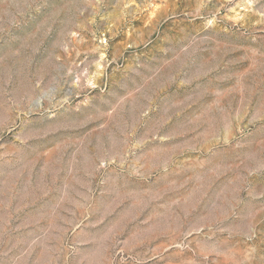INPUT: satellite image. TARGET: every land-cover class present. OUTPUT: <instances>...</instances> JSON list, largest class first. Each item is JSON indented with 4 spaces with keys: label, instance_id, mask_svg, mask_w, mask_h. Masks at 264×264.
Here are the masks:
<instances>
[{
    "label": "rangeland",
    "instance_id": "1",
    "mask_svg": "<svg viewBox=\"0 0 264 264\" xmlns=\"http://www.w3.org/2000/svg\"><path fill=\"white\" fill-rule=\"evenodd\" d=\"M0 264H264V0H0Z\"/></svg>",
    "mask_w": 264,
    "mask_h": 264
}]
</instances>
